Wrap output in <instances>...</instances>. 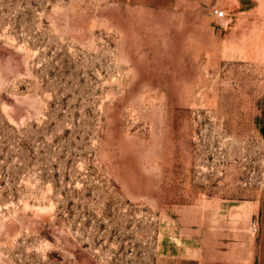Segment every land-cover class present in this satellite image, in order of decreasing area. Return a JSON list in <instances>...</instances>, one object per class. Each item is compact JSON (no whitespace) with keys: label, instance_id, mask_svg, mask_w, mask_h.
Segmentation results:
<instances>
[{"label":"rangeland","instance_id":"obj_1","mask_svg":"<svg viewBox=\"0 0 264 264\" xmlns=\"http://www.w3.org/2000/svg\"><path fill=\"white\" fill-rule=\"evenodd\" d=\"M0 264H264V0H0Z\"/></svg>","mask_w":264,"mask_h":264},{"label":"built area","instance_id":"obj_2","mask_svg":"<svg viewBox=\"0 0 264 264\" xmlns=\"http://www.w3.org/2000/svg\"><path fill=\"white\" fill-rule=\"evenodd\" d=\"M216 12L218 13L219 16H223L224 15V11L223 10H216Z\"/></svg>","mask_w":264,"mask_h":264}]
</instances>
